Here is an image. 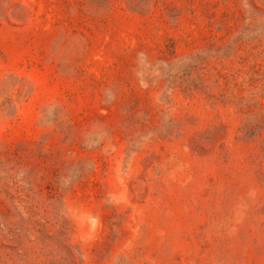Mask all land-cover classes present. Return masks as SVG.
Listing matches in <instances>:
<instances>
[{
    "label": "rangeland",
    "instance_id": "rangeland-1",
    "mask_svg": "<svg viewBox=\"0 0 264 264\" xmlns=\"http://www.w3.org/2000/svg\"><path fill=\"white\" fill-rule=\"evenodd\" d=\"M0 264H264V0H0Z\"/></svg>",
    "mask_w": 264,
    "mask_h": 264
}]
</instances>
